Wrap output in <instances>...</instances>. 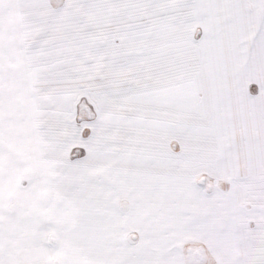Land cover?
I'll return each mask as SVG.
<instances>
[{
    "label": "snow or ice",
    "instance_id": "obj_1",
    "mask_svg": "<svg viewBox=\"0 0 264 264\" xmlns=\"http://www.w3.org/2000/svg\"><path fill=\"white\" fill-rule=\"evenodd\" d=\"M0 264H264V0H0Z\"/></svg>",
    "mask_w": 264,
    "mask_h": 264
}]
</instances>
